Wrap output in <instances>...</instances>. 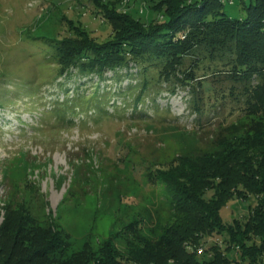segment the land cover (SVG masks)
<instances>
[{
	"label": "rangeland",
	"instance_id": "rangeland-1",
	"mask_svg": "<svg viewBox=\"0 0 264 264\" xmlns=\"http://www.w3.org/2000/svg\"><path fill=\"white\" fill-rule=\"evenodd\" d=\"M112 1L0 0V223L8 208L24 206L38 226L65 238L67 254L119 230L146 206L166 208L156 167L208 148L219 121L230 123L243 106L230 95L228 57L204 47L185 57L187 65L199 60L208 104L201 121L192 88L166 81H151L136 110L143 77L131 61L102 76L71 70L59 55L66 45L83 34L104 41L113 33L105 8L137 16L144 26L166 18L151 0ZM237 6L226 3L230 14L244 13ZM94 95L110 114L87 102ZM66 106L74 111H57ZM254 202L234 198L223 214L246 216Z\"/></svg>",
	"mask_w": 264,
	"mask_h": 264
},
{
	"label": "trees",
	"instance_id": "trees-1",
	"mask_svg": "<svg viewBox=\"0 0 264 264\" xmlns=\"http://www.w3.org/2000/svg\"><path fill=\"white\" fill-rule=\"evenodd\" d=\"M151 1L153 10L164 12L163 21L144 26L137 16L105 8L114 29L110 38L83 34L60 51V59L87 76L133 62L143 77L136 110L151 81L188 85L201 121L208 104L203 77H197L199 60L187 65L185 57L204 47L228 57L230 95L243 105L241 112L228 124L219 121L208 148H193L156 167L155 179L167 190L166 208L146 206L119 230L96 242L87 239L69 254L65 238L38 226L30 209L8 208L0 223V264H264V0ZM226 3H237L244 13L230 14ZM98 99L87 102L110 114ZM69 109L74 111L68 106L57 111L67 115ZM251 197L255 202L246 216L225 218L230 200Z\"/></svg>",
	"mask_w": 264,
	"mask_h": 264
},
{
	"label": "bare ground",
	"instance_id": "bare-ground-1",
	"mask_svg": "<svg viewBox=\"0 0 264 264\" xmlns=\"http://www.w3.org/2000/svg\"><path fill=\"white\" fill-rule=\"evenodd\" d=\"M224 1V0H223ZM195 248V247H194ZM190 249V248H189ZM202 250H204L203 248H198V251L201 252Z\"/></svg>",
	"mask_w": 264,
	"mask_h": 264
},
{
	"label": "built area",
	"instance_id": "built-area-1",
	"mask_svg": "<svg viewBox=\"0 0 264 264\" xmlns=\"http://www.w3.org/2000/svg\"><path fill=\"white\" fill-rule=\"evenodd\" d=\"M230 2H232V0H230ZM217 240H219V239H217ZM198 248H203V247L201 246V247H198Z\"/></svg>",
	"mask_w": 264,
	"mask_h": 264
}]
</instances>
